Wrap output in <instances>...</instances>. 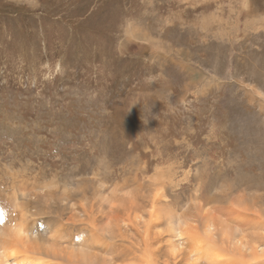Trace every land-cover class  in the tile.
Returning <instances> with one entry per match:
<instances>
[{"label": "rangeland", "instance_id": "374dc122", "mask_svg": "<svg viewBox=\"0 0 264 264\" xmlns=\"http://www.w3.org/2000/svg\"><path fill=\"white\" fill-rule=\"evenodd\" d=\"M22 220L19 261L264 264V0H0Z\"/></svg>", "mask_w": 264, "mask_h": 264}, {"label": "bare ground", "instance_id": "6f19581e", "mask_svg": "<svg viewBox=\"0 0 264 264\" xmlns=\"http://www.w3.org/2000/svg\"><path fill=\"white\" fill-rule=\"evenodd\" d=\"M63 199H67V196H64L62 198V200ZM17 201H19V199L18 200H17V198L13 199L12 206L10 205L12 208L11 213H13L17 209L19 210L20 207H23L24 209H25V207H27V205H24V206L23 205L21 206V204L19 205ZM2 208L4 210L7 207H2ZM20 213H21V211H20ZM11 215L13 217V214H11ZM16 218H18V217H16ZM10 219H11V216H10ZM22 221H23L24 225H18V224L13 225V227H11L10 230H7L5 232H4L5 229H0V264H46V262L39 261V259H40L39 257H32L31 256L32 259H29V256H28L27 259L25 258V260L23 259V261H19L20 256H17L16 254L15 255L8 254L9 253L8 251H10V250L15 251L14 245L18 242V240L21 238V236L23 234H26V235H28V237H30V239L34 242L33 243L34 247H37V250H35V251L39 252L40 255L44 254V253H49V254H46L49 256L51 253L50 247H47L48 249L47 248L44 249L42 247L44 244H43V242H41L40 234L36 231V229L31 230L30 228L26 227L25 221L24 220H22ZM63 230L61 229L60 233H63V235H65L66 233ZM41 247H42V250H41ZM40 250H41V252H40ZM37 252H36V254H37ZM10 253H12V252H10ZM59 254L54 255L55 258H57V259H58V257L63 258V257H60ZM20 255H22V254H20Z\"/></svg>", "mask_w": 264, "mask_h": 264}]
</instances>
